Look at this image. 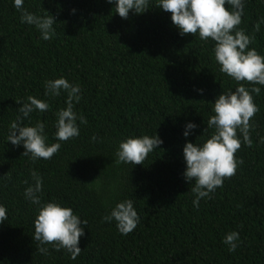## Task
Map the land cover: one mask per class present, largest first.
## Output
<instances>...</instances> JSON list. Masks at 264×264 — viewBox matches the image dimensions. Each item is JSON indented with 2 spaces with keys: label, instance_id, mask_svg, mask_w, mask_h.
<instances>
[{
  "label": "trees",
  "instance_id": "trees-1",
  "mask_svg": "<svg viewBox=\"0 0 264 264\" xmlns=\"http://www.w3.org/2000/svg\"><path fill=\"white\" fill-rule=\"evenodd\" d=\"M157 3L124 19L107 0H25L28 11L55 18V35L45 41L20 22L13 0H0V203L8 217L0 224V264H264V86L241 82L261 87L253 93L259 112L250 120L252 146L241 145L236 174L193 207L194 183L183 177L185 125H198L187 141L203 143L212 131L204 133L212 103L239 85L220 72L213 42L181 36ZM261 18L264 0H246L238 27L255 37L249 48L264 55ZM61 76L80 85L75 110L88 123L51 159L33 162L7 142L9 125L17 102L46 99L50 110L32 113V123L44 122L48 143L56 142L55 113L67 93L46 97L44 83ZM155 132L163 143L143 164L115 162L122 140ZM32 169L43 178V202L56 200L87 220L75 259L51 244L47 255L37 250V206L24 196ZM124 199L134 201L141 218L127 235L102 219ZM234 230L242 242L229 252L222 241Z\"/></svg>",
  "mask_w": 264,
  "mask_h": 264
},
{
  "label": "clouds",
  "instance_id": "clouds-1",
  "mask_svg": "<svg viewBox=\"0 0 264 264\" xmlns=\"http://www.w3.org/2000/svg\"><path fill=\"white\" fill-rule=\"evenodd\" d=\"M25 0H13L14 7L21 13L20 22L34 26L42 40H50L55 35V18L49 12L36 14L24 8ZM115 5V13L127 19L129 12L142 14L149 9L150 0H107ZM246 0H158L157 7L171 13V21L179 30L181 36L198 34L205 43L211 40L214 44L213 54L220 66V72L226 74L238 83L235 90L228 89L219 94L212 103L213 115L207 121L204 133H211L203 143L187 141L198 127L193 122L185 125L183 136L186 143L183 146L185 170L183 177L186 182L193 184V207L199 208L201 199H211L217 188L223 187L225 178L234 176L240 165L244 163L235 156L241 145L251 147L250 131L253 124L251 118L259 112L254 102L253 93L259 95L261 87H246L244 83L264 86V55L255 48H249L255 37L246 34L242 23ZM73 13L75 9L72 10ZM264 23V18H261ZM259 24L257 25V31ZM46 97H59L67 93L65 107L56 111L54 123L56 142L48 143L46 124L40 120L32 123L31 114L43 113L50 110L48 100L28 96L26 100L17 102L21 106L15 120L9 125L7 142L24 148L23 156H28L33 162L43 158L51 159L62 144L80 135V126L88 123L86 117L79 115L75 106L82 98L79 84L69 82L61 76L46 80L44 83ZM202 94L203 89H198ZM28 120V124L24 121ZM93 141L97 137H91ZM264 143V138L261 139ZM163 143L155 132L154 135L129 136L122 140L116 152V163L143 164L149 153ZM32 183L24 190L25 198L37 206L34 220V240L39 242L38 251L47 255L46 245L59 251L65 249L75 259L81 252L80 238L85 236L87 220L69 207L56 200L43 202V178L37 170H30ZM28 184V181H25ZM7 208L0 203V224L7 220ZM104 222H116L117 230L127 235L135 230L140 223V216L132 199H124L115 204ZM239 231L228 232L222 243L228 245V251L234 252L241 243Z\"/></svg>",
  "mask_w": 264,
  "mask_h": 264
}]
</instances>
